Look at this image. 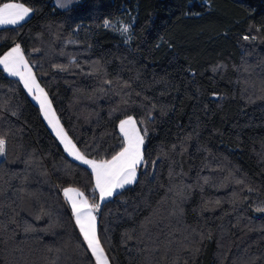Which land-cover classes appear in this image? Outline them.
Masks as SVG:
<instances>
[{"label": "trees", "instance_id": "trees-1", "mask_svg": "<svg viewBox=\"0 0 264 264\" xmlns=\"http://www.w3.org/2000/svg\"><path fill=\"white\" fill-rule=\"evenodd\" d=\"M53 1L0 0L33 9L0 56L20 45L84 157L111 159L132 117L144 163L101 202L0 66V264H95L65 188L99 203L110 264H264V0Z\"/></svg>", "mask_w": 264, "mask_h": 264}, {"label": "snow or ice", "instance_id": "snow-or-ice-1", "mask_svg": "<svg viewBox=\"0 0 264 264\" xmlns=\"http://www.w3.org/2000/svg\"><path fill=\"white\" fill-rule=\"evenodd\" d=\"M63 6V5H61ZM33 9L25 7L23 4L6 2L0 4V26L16 25L23 21ZM107 24V22H106ZM127 32L125 26L122 29ZM247 39V37H245ZM0 65L11 76L19 77L24 87L32 93L40 102L41 110L44 112L48 123L56 131L58 137L64 143L66 151L75 159L80 160L85 165H89L92 174L95 177V189L99 190V199L101 202L113 196L115 190L122 189L125 185L136 181L137 169L144 163L142 146L144 136L140 134L136 127V121L132 117L120 122V131L123 134L124 143L121 150L111 157V159L94 160L85 158L67 134L60 127L58 120L51 114V102L47 98V93L37 83L35 75L29 66L28 61L21 50L19 44H16L3 56H0ZM146 135V131H145ZM5 151V140L0 138V154ZM76 191V196L80 199H74L70 193ZM64 196L71 205L75 222L79 226L80 233L95 258V264H109L105 255L104 248L101 247L97 236V219L95 213L98 211L99 203L90 204L82 192L71 188L63 189ZM257 211L264 212V208H257Z\"/></svg>", "mask_w": 264, "mask_h": 264}, {"label": "rangeland", "instance_id": "rangeland-1", "mask_svg": "<svg viewBox=\"0 0 264 264\" xmlns=\"http://www.w3.org/2000/svg\"><path fill=\"white\" fill-rule=\"evenodd\" d=\"M79 0H56V2H57V6L59 7V8H61V9H64V8H67V7H69V6H71V5H73L74 3H76V2H78ZM61 5H63V6H61ZM125 26H123V25H121L119 28H120V31L122 32V33H125V35L126 36H128L129 35V32L127 31V32H123L122 31V29L124 28ZM37 81V80H36ZM38 83V82H37ZM28 91V90H27ZM29 92V91H28ZM29 94L31 95V97H32V99L40 106V102L35 98V96L32 94V93H30L29 92ZM48 98V97H47ZM49 100V99H48ZM43 112V111H42ZM55 113V111L53 110V107L51 106V113H50V115L51 114H54ZM56 114V113H55ZM43 116H44V118H45V115H44V112H43ZM56 118H57V116H56ZM54 119H55V116H54ZM45 120H46V122H47V124H48V126L50 127V129L53 131V133L57 136V134H56V131L53 129V127L48 123V119H46L45 118ZM135 120V119H134ZM61 125V124H60ZM61 127V126H60ZM136 127L139 129V127H138V125H137V122H136ZM140 131V130H139ZM140 134H141V132H140ZM58 137V136H57ZM59 139H60V137H58ZM60 141H61V139H60ZM62 142V141H61ZM62 144L64 145V143L62 142ZM69 154V153H68ZM2 155L3 154H0V160H1V158H2ZM70 155V154H69ZM72 158H74L72 155H70ZM75 159V158H74ZM77 160V159H76ZM137 178V177H136ZM130 185V184H129ZM126 186H128V185H125V187ZM123 189V188H122ZM122 189H117V190H115V192H114V194L115 193H117L118 191H120V190H122ZM74 192L75 191H73L72 193H70V195L74 198V199H77L78 197H74ZM113 194V195H114ZM66 198V197H65ZM67 199V198H66ZM109 199V198H108ZM68 201V200H67ZM69 203V202H68ZM69 205H70V203H69Z\"/></svg>", "mask_w": 264, "mask_h": 264}, {"label": "crops", "instance_id": "crops-1", "mask_svg": "<svg viewBox=\"0 0 264 264\" xmlns=\"http://www.w3.org/2000/svg\"><path fill=\"white\" fill-rule=\"evenodd\" d=\"M12 3H17V2H12ZM53 3L57 6V2H56V0H54L53 1ZM19 4H21V3H19ZM25 6V5H24ZM25 7H27V6H25ZM58 7V6H57ZM32 13L33 12H31L30 14H29V16H27V17H25V19L23 20V21H20L18 24H16V25H19V24H21V23H23V22H25L26 20H28L31 16H32ZM16 25H2V26H0V28H3V27H9V26H16ZM9 51V50H8ZM7 51V52H8ZM0 66H2V65H0ZM30 66V65H29ZM3 67V66H2ZM32 69V68H31ZM32 73H33V71H32ZM34 74V73H33ZM11 76V75H10ZM12 77H15V76H12ZM16 78H18L19 79V77H16ZM36 78V77H35ZM37 80V79H36ZM22 82V81H21ZM38 82V81H37ZM23 83V82H22ZM39 84V83H38ZM24 85V84H23ZM40 85V84H39ZM41 87V86H40ZM42 88V87H41ZM45 92V91H44ZM29 93V92H28ZM31 96V95H30ZM35 102V101H34ZM36 103V102H35ZM37 104V103H36ZM38 105V104H37ZM52 106V105H51ZM41 108V107H40ZM43 113V112H42ZM54 113V112H53ZM54 116H55V120H58V118H56V114L54 113ZM45 119V118H44ZM134 119V118H133ZM126 120V119H125ZM46 121V120H45ZM58 122H59V120H58ZM59 125H60V122H59ZM61 126V125H60ZM62 127V126H61ZM63 131H64V129H63ZM65 132V131H64ZM66 133V132H65ZM68 136V135H67ZM69 138V137H68ZM70 139V138H69ZM71 140V139H70ZM73 143V142H72ZM86 158V157H85ZM88 159V158H87ZM79 162H81L80 160H78ZM82 163V162H81ZM84 164V163H83ZM90 169H91V167L89 166V165H87ZM71 189H74V188H71ZM74 190H76V189H74ZM74 197H77L76 196V191L74 192ZM84 198V197H83ZM111 198V197H110ZM77 199H80V198H77ZM108 199V198H107ZM106 199V200H107ZM71 206V205H70ZM78 226V225H77ZM78 228H79V226H78ZM94 257V256H93ZM95 259V258H94ZM110 264V263H109Z\"/></svg>", "mask_w": 264, "mask_h": 264}]
</instances>
